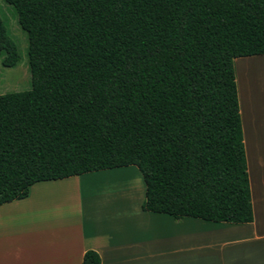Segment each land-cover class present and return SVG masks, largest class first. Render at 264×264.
<instances>
[{
    "label": "trees",
    "instance_id": "trees-1",
    "mask_svg": "<svg viewBox=\"0 0 264 264\" xmlns=\"http://www.w3.org/2000/svg\"><path fill=\"white\" fill-rule=\"evenodd\" d=\"M5 1L31 87L0 94V204L135 165L144 210L254 220L234 59L264 54V0ZM0 59L20 60L1 17ZM82 264L102 259L88 249Z\"/></svg>",
    "mask_w": 264,
    "mask_h": 264
},
{
    "label": "crops",
    "instance_id": "crops-1",
    "mask_svg": "<svg viewBox=\"0 0 264 264\" xmlns=\"http://www.w3.org/2000/svg\"><path fill=\"white\" fill-rule=\"evenodd\" d=\"M243 85L253 221L176 220L144 210L139 183L109 200L84 197L83 174L73 175L35 182L27 197L0 204V264H82L88 249L102 264H264V105L259 116L245 78ZM192 247L203 256L188 261L183 254Z\"/></svg>",
    "mask_w": 264,
    "mask_h": 264
},
{
    "label": "rangeland",
    "instance_id": "rangeland-1",
    "mask_svg": "<svg viewBox=\"0 0 264 264\" xmlns=\"http://www.w3.org/2000/svg\"><path fill=\"white\" fill-rule=\"evenodd\" d=\"M0 17L5 22L9 36L17 43L20 52V60L14 66H4L0 59V94L9 91L27 90L31 87L27 33L18 23L15 8L5 0H0ZM234 63L241 112L243 104V82L245 78L250 94L251 109L254 108L255 111H258V115L260 116V108L264 105V54L237 57L234 59ZM122 175L126 176L122 177ZM135 183H139L141 187L145 186L143 175L138 167L129 165L84 173L82 176V191L84 197H94L95 199L104 201L111 199V194L125 193ZM187 219L189 220L191 218ZM190 221H193V219ZM201 254L199 250L192 247L183 255L189 261L196 256H203Z\"/></svg>",
    "mask_w": 264,
    "mask_h": 264
},
{
    "label": "bare ground",
    "instance_id": "bare-ground-1",
    "mask_svg": "<svg viewBox=\"0 0 264 264\" xmlns=\"http://www.w3.org/2000/svg\"><path fill=\"white\" fill-rule=\"evenodd\" d=\"M119 175H120V174H119ZM113 176L115 177V175H113ZM125 176H126V175H125ZM125 176L122 175V177H125ZM111 177H112V176H111ZM114 177H112V178H114ZM116 178H117V177H116ZM127 178H128V177H127ZM118 179H120V178L118 177ZM121 184H122V183H121ZM140 192H141V191H140Z\"/></svg>",
    "mask_w": 264,
    "mask_h": 264
}]
</instances>
